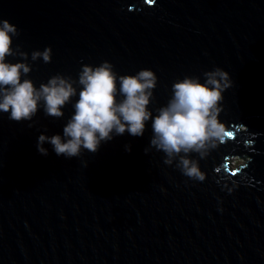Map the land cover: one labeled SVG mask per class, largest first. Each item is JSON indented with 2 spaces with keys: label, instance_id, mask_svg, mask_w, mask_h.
<instances>
[{
  "label": "water",
  "instance_id": "1",
  "mask_svg": "<svg viewBox=\"0 0 264 264\" xmlns=\"http://www.w3.org/2000/svg\"><path fill=\"white\" fill-rule=\"evenodd\" d=\"M0 19L23 51L51 48L37 87L108 61L156 74L155 109L178 78L219 67L233 81L219 116L231 135L199 161L202 182L145 154L150 121L65 159L36 141L62 134L70 105L61 119L0 114V264H264V0H0Z\"/></svg>",
  "mask_w": 264,
  "mask_h": 264
},
{
  "label": "clouds",
  "instance_id": "2",
  "mask_svg": "<svg viewBox=\"0 0 264 264\" xmlns=\"http://www.w3.org/2000/svg\"><path fill=\"white\" fill-rule=\"evenodd\" d=\"M19 35L14 24L0 19V114L19 123L32 121L38 111L61 119L67 105L72 109L62 134L38 135L36 149L40 155H48L45 144L65 159L79 157L85 150L95 153L102 143L125 132L142 136L150 121L152 135L145 154L154 148L164 154L166 165L175 162L183 176L205 180L199 161L227 136L219 116L223 93L233 86L228 72L216 67L205 71L202 80L197 76L178 78L171 85L167 103L152 109L149 106L158 77L150 69L121 75L108 61L95 66L82 64L75 79L57 73L37 87L29 78L32 64L38 60L50 63L52 50L45 47L29 54L14 44ZM125 151H131L130 146L126 145Z\"/></svg>",
  "mask_w": 264,
  "mask_h": 264
},
{
  "label": "rangeland",
  "instance_id": "3",
  "mask_svg": "<svg viewBox=\"0 0 264 264\" xmlns=\"http://www.w3.org/2000/svg\"><path fill=\"white\" fill-rule=\"evenodd\" d=\"M246 161V158H241V157H233V167L237 168L244 164Z\"/></svg>",
  "mask_w": 264,
  "mask_h": 264
},
{
  "label": "bare ground",
  "instance_id": "4",
  "mask_svg": "<svg viewBox=\"0 0 264 264\" xmlns=\"http://www.w3.org/2000/svg\"><path fill=\"white\" fill-rule=\"evenodd\" d=\"M253 141H254V140H253ZM230 145H231V143H228L227 146H230ZM251 145H252V144H251ZM233 157H235V156H232V159H233ZM249 162H250V159H247V158H246L245 163H246L247 166H249Z\"/></svg>",
  "mask_w": 264,
  "mask_h": 264
},
{
  "label": "snow or ice",
  "instance_id": "5",
  "mask_svg": "<svg viewBox=\"0 0 264 264\" xmlns=\"http://www.w3.org/2000/svg\"><path fill=\"white\" fill-rule=\"evenodd\" d=\"M150 2H151V0H150ZM231 135V133H227V136H230Z\"/></svg>",
  "mask_w": 264,
  "mask_h": 264
}]
</instances>
